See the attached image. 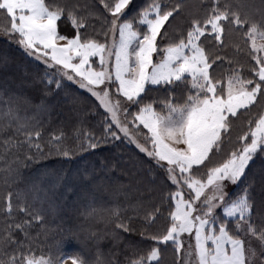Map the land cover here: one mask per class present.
Segmentation results:
<instances>
[{
	"label": "snow or ice",
	"instance_id": "obj_1",
	"mask_svg": "<svg viewBox=\"0 0 264 264\" xmlns=\"http://www.w3.org/2000/svg\"><path fill=\"white\" fill-rule=\"evenodd\" d=\"M99 4L102 10L78 0H0V14L7 20L0 33L44 66L45 95L70 81L90 93L105 113L99 136L82 126L70 133L61 128L50 134L45 153L39 122L30 128L13 98L0 95V160L13 149L25 150L24 160L36 162L53 154L70 159L117 142L135 145L149 158L150 171L159 173L170 189L174 186L162 200L174 210L159 235L147 228L160 207L144 215L145 230L139 234L155 244L146 254L134 251L126 264H160V245L175 249L177 264H264V199L257 202L256 180L250 175L251 165L264 161V30L242 10L241 0H235L236 6L233 0H210V6L200 0L203 15L187 28L174 23L185 0H146L134 11L133 0ZM65 24L75 29L71 37L60 31ZM226 32L251 42L248 56L255 63L248 75L243 65L232 67L233 60L218 54L226 47ZM225 62L229 67L220 75ZM153 92L163 95L152 97ZM238 121L245 130L233 138ZM10 129L13 134L4 138ZM13 163L22 162L17 157ZM106 167L102 163L101 170ZM4 172L0 264H120L105 260L99 250L94 257L83 251L99 239L83 224L60 227L56 254L52 245L45 253L37 243L39 232H31L36 225L44 228L47 209L38 195L29 200L34 186L6 190L19 179L18 167H0ZM83 179L95 180V169L86 170ZM260 190L264 193V176ZM82 215L114 224V237L134 231L133 217H122L118 206L93 203ZM185 234L194 245L189 243L181 256Z\"/></svg>",
	"mask_w": 264,
	"mask_h": 264
},
{
	"label": "trees",
	"instance_id": "obj_2",
	"mask_svg": "<svg viewBox=\"0 0 264 264\" xmlns=\"http://www.w3.org/2000/svg\"><path fill=\"white\" fill-rule=\"evenodd\" d=\"M78 2L81 5L89 7L96 5L97 9H103L99 0H78ZM145 2L146 0H134L130 9L134 11ZM233 2L236 6L235 0ZM241 3L242 10L248 14L250 20L255 22L260 30H264V3H261V0H241ZM208 4L210 6V0ZM202 15L203 8L200 0H185V7L179 19L174 22L175 26L187 28L191 19L200 18ZM95 21L92 20L90 23L95 24ZM70 28L73 27L65 24L60 30L71 37L75 31ZM224 41L226 47L218 54L224 56L226 60H233L232 67L243 65L244 75H248L249 66L255 63L248 56L251 42L245 44L241 35L237 33L229 35L227 32ZM213 67L215 68L216 65ZM228 67L229 65L225 62L224 68L218 69V73L225 75L224 69ZM43 75L42 64L24 55L17 44L0 34V95L5 99L13 98L15 106L19 109V115L29 118L30 128L39 122L42 130L40 143L44 146L45 153L48 151L47 141L50 134L61 128L70 133L74 127L82 126L85 130H91L99 136L103 131L104 116L100 119L101 111L94 103V99L78 87L67 83L59 92L45 95V86L41 80ZM154 93L150 95L152 97L163 95V93ZM240 126L243 125H236V127ZM234 131L236 129H233L232 133ZM12 134L10 129L3 135L7 138ZM16 139H23V137H16ZM67 143L74 145L71 140ZM117 145L107 144L93 151L77 152L70 159L53 154L36 162L24 160L25 150L13 149L3 154L0 167L7 169L11 165L13 168L18 167L20 171L19 179L11 189L5 186L6 190L23 191L34 186L36 191L29 193V200L34 194L38 195L41 198L40 203L47 209L44 228L41 229L39 225H36L31 232L32 236H37L39 232L37 243L45 253L49 251L48 245H52L51 251L53 255L56 254L55 243L60 227L83 224L85 227L90 226L99 238L97 243L89 241L83 247V251L88 256L94 257L99 250L105 260L114 259L120 264H126L125 258L132 256L134 251L138 255L146 254L155 244L154 241L143 239L139 234L145 230L143 217L147 212L155 206L160 207V214L147 228L149 233L162 234L169 226L168 213L173 208L170 209L167 203H162V200L169 190H173V187L170 189L166 183L159 187L162 182L161 175L155 170L150 171L149 158L134 145L126 142L123 144L117 142ZM17 157L22 163H13ZM102 163L107 166L104 170H101ZM93 169H95L96 179L84 180L85 171L91 172ZM3 175H6V172L0 173V176ZM250 175L256 180L255 195L259 202L264 199V193L260 190V179L264 176V161L257 159L251 165ZM143 177L150 179V183L153 186L155 184L157 188L142 186ZM149 187H151L150 184ZM93 203L97 207L118 206L122 217H133L131 227L134 231L120 232L119 237H114L111 235L114 224L93 219L85 220L82 213ZM159 247L161 254L162 250L172 249V252H175V249L170 246L160 245ZM3 259L7 260V256ZM171 260L170 255L166 258L163 255L160 257V264H175Z\"/></svg>",
	"mask_w": 264,
	"mask_h": 264
},
{
	"label": "rangeland",
	"instance_id": "obj_3",
	"mask_svg": "<svg viewBox=\"0 0 264 264\" xmlns=\"http://www.w3.org/2000/svg\"><path fill=\"white\" fill-rule=\"evenodd\" d=\"M87 1V0H86ZM88 1H90V0H88ZM134 1V0H133ZM96 4H97V2H96ZM130 7H131V5H130ZM7 23V20L5 19V15L4 14H0V26H3V25H5ZM95 23V25H96V27L97 28H99V22L98 21H95L94 22ZM70 29H74V28H70ZM61 31V30H60ZM73 31H75V29L73 30ZM91 32H92V30H91V28H89V33L91 34ZM3 37H7V36H5V35H3L2 33H0ZM8 38V37H7ZM261 41H259L258 40V43H260ZM19 46V45H18ZM219 74V73H218ZM221 75V74H220ZM65 83H67V84H72V85H74V86H76V87H78L76 84H74V83H72V82H70V81H66ZM79 88V87H78ZM80 89V88H79ZM80 90H82V91H84V92H86L90 97H92L91 96V94L90 93H88L87 91H85L84 89H80ZM114 91V90H113ZM156 93V92H155ZM154 93V94H155ZM114 98H116V97H114ZM92 99H94V103L96 104V105H98V101H96L95 100V98L94 97H92ZM120 99H123L122 97H120ZM99 110L101 111V112H99V115H100V119L105 115V113H104V110L102 109V108H99ZM132 111H135V109H132ZM237 124H240V125H243L242 124V122H237ZM236 124V125H237ZM141 128H142V126H141ZM234 129H236V131H234L233 133H232V135H233V138H235L237 135H239V134H241L242 133V131L243 130H245L244 128H243V126H240V127H234ZM144 132H146L147 130L145 129V130H143ZM140 141H141V143H143V138L142 137H140ZM135 146V145H134ZM219 159V158H218ZM136 171V170H135ZM151 181H150V179H147V178H142L141 179V183H143L142 184V186H144V187H146V188H152L153 187V189H156L157 187L155 186V184H154V186L150 183ZM165 183V181L163 180V178H162V182H161V184H159V187H162V184H164ZM137 184H139V183H137ZM136 184V185H137ZM149 184L151 185V187H149ZM173 187V190H174V186H172ZM171 187V188H172ZM152 190V189H151ZM173 210H174V205H173ZM181 239L184 241V249H182L181 250V256H183V254H184V252L187 250V247H188V244L189 243H192L193 245H194V240H189L188 238H187V235L185 234V236H182L181 237ZM170 252H172V249H169V250H166V251H164V250H162V254H161V252H160V257L161 256H163L164 255V257L166 258V257H168L169 255H170V259H172L171 261L172 262H175V264H176V262H177V253H176V251L175 252H172V254L170 253ZM69 264H70V261H69Z\"/></svg>",
	"mask_w": 264,
	"mask_h": 264
}]
</instances>
